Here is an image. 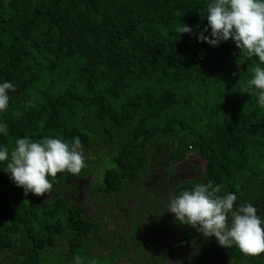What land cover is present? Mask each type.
Here are the masks:
<instances>
[{
    "label": "trees",
    "instance_id": "trees-1",
    "mask_svg": "<svg viewBox=\"0 0 264 264\" xmlns=\"http://www.w3.org/2000/svg\"><path fill=\"white\" fill-rule=\"evenodd\" d=\"M208 2L0 0V82L15 86L0 114L9 127L0 145L78 136L87 162L79 175L58 173L43 196L25 193L0 163V264H73L75 256L95 264L88 243L125 234L107 228L115 201L97 195L94 216L96 194L124 202L140 194L128 187L161 156L170 162L189 150L208 163L187 186L211 181L264 216V109L244 92L258 59L231 38L218 46L198 40ZM183 22L192 31L180 35ZM81 186L92 201L75 199ZM207 246L233 264H264V253L249 256L216 240Z\"/></svg>",
    "mask_w": 264,
    "mask_h": 264
},
{
    "label": "clouds",
    "instance_id": "clouds-1",
    "mask_svg": "<svg viewBox=\"0 0 264 264\" xmlns=\"http://www.w3.org/2000/svg\"><path fill=\"white\" fill-rule=\"evenodd\" d=\"M203 13L208 23L198 40L218 46L231 38L248 57L258 59L244 92L254 94L257 105L264 109V0H209ZM209 28L210 36L204 35ZM176 31L181 35L192 29L183 22ZM10 90H15L10 81L0 82V114L9 107ZM8 132V124L0 121V136ZM82 147L78 136L71 141L60 136L37 140L24 136L11 149L0 145V163L7 162L3 170L25 193L43 196L53 189L58 173L79 175L87 167ZM166 210L205 238L215 237L221 246L237 247L249 256L264 253V216L254 204H240L236 193L223 192L221 185L201 182L178 194L170 193ZM73 264H84V260L75 256Z\"/></svg>",
    "mask_w": 264,
    "mask_h": 264
},
{
    "label": "flooded vegetation",
    "instance_id": "flooded-vegetation-1",
    "mask_svg": "<svg viewBox=\"0 0 264 264\" xmlns=\"http://www.w3.org/2000/svg\"><path fill=\"white\" fill-rule=\"evenodd\" d=\"M196 155L202 158L199 159ZM161 157L164 159H161L159 167L151 169L144 176L143 182H134L128 187L140 191V194L134 195L129 191L124 202L121 197L118 198L119 195L113 199L114 196H107L103 190L92 201L89 193L82 192L84 190L81 186V198L77 196L75 199L80 202L92 201L94 216L100 212V207L95 204H100L97 195L98 198L107 197L109 201H115L113 208L109 210L110 216H106L107 228L115 230L117 227L125 232L115 243H88L95 251V264H233L221 253L208 249L207 245L214 242L215 237L205 238L195 228L181 224L174 218V213L166 210L170 193L178 194L182 190L191 189L187 183L196 182L206 171V158L192 150L183 159L170 162L166 161L165 156ZM203 160H206L205 166ZM142 199L148 204L142 203ZM125 202L127 206L124 205ZM140 204L141 208L136 210ZM149 210L153 212V217H150ZM133 212L137 214L135 218L131 217ZM258 214L260 215L259 209ZM104 219L105 217L101 219L100 216V220ZM119 245L126 248L124 254L115 253L114 250ZM63 249L67 250L66 242L57 248L58 251Z\"/></svg>",
    "mask_w": 264,
    "mask_h": 264
},
{
    "label": "rangeland",
    "instance_id": "rangeland-1",
    "mask_svg": "<svg viewBox=\"0 0 264 264\" xmlns=\"http://www.w3.org/2000/svg\"><path fill=\"white\" fill-rule=\"evenodd\" d=\"M196 157L199 158V159L202 158V157L199 156V155H196ZM203 164H204V166H205V164H206V160H203ZM177 165H179V164H177ZM204 166H203V167H204ZM79 198H81V197L79 196ZM79 198H78V199H79Z\"/></svg>",
    "mask_w": 264,
    "mask_h": 264
}]
</instances>
